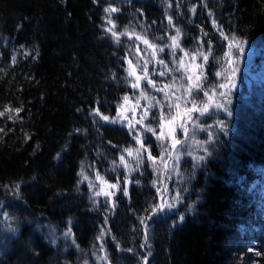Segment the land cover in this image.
Returning a JSON list of instances; mask_svg holds the SVG:
<instances>
[{"label": "trees", "instance_id": "16d2710c", "mask_svg": "<svg viewBox=\"0 0 264 264\" xmlns=\"http://www.w3.org/2000/svg\"><path fill=\"white\" fill-rule=\"evenodd\" d=\"M109 6L119 9L110 17L114 30L147 38L155 55L135 36L117 43L107 31ZM213 20L262 60L264 0H0V264H264V78L255 84L260 90L231 102L230 115L212 105L192 121L185 115L193 99L199 107L208 102L204 91L219 93L216 73L228 65V41ZM209 47L207 63L192 61ZM129 59L138 76L147 61L155 88L147 79L132 87ZM201 71L203 91L189 96L187 77ZM96 109L127 119L110 123ZM145 109L148 118L137 123ZM177 114L182 143L172 148L157 135L167 137L159 125ZM180 123L191 127L187 136ZM136 135L146 147L139 159ZM97 173L129 195L107 189L115 195L95 196L103 186ZM162 202L175 207L157 211Z\"/></svg>", "mask_w": 264, "mask_h": 264}, {"label": "snow or ice", "instance_id": "6c2138e0", "mask_svg": "<svg viewBox=\"0 0 264 264\" xmlns=\"http://www.w3.org/2000/svg\"><path fill=\"white\" fill-rule=\"evenodd\" d=\"M169 7H171V4L168 5ZM119 9L118 8H115V7H112V6H109L108 8L105 9V12L109 13V16L107 17L108 19V23L110 25H112V27L108 28L107 31L110 32L112 34V36L114 38H116V41L117 43H119V36H122V35H128L129 38H132L133 36H135L136 39H139V40H142V42L147 45L148 47L152 48L154 51H153V55L156 54V49H157V45L155 44H151L149 42V40L145 37H142L140 34H137L135 32H132V33H129L127 29H125L124 32L122 33H117L114 29L116 27L115 23L112 21V19L110 18L111 17V13H114V12H118ZM192 12L195 13V8L192 9ZM211 15V13H210ZM168 23L171 24L172 23V18L171 17H168ZM213 23V26L216 27L217 31L220 33V36L222 37L223 40L225 41H228V49H229V52H228V57H231V55L233 54V48H235L236 50L242 52L243 51V48L241 47V44L243 43L242 41H240L236 36L232 35H228V34H225V32L223 31L222 27L219 26L217 24V22L215 20L212 21ZM182 33L180 31L179 28L176 29V35L171 37V40H172V44L169 45V47H171L173 49V51H175V49L177 48H180V37H181ZM205 36L208 35V33H204ZM203 43V41L201 42ZM209 45H211V41L209 40L208 41ZM159 51H163V48H159L158 49ZM137 51H139V48H137ZM189 55L188 52H185L184 53V56L187 57ZM212 55V51H211V47H209V51L207 53H205L203 50H197L191 57L192 61H195L197 57H202L203 58V62L204 63H207L209 61V57ZM13 61H15V57H13ZM180 66L181 68L184 67V60L183 58L180 59ZM159 63L160 64H165V62L163 60H159ZM146 64H147V61H145V67L143 68V76H138L136 75V67H138V65L134 66L132 64V61L129 59L128 60V65H129V68H128V75L129 76H135L136 78V82L132 84V87L133 88H139L140 87V81L142 79H147L148 80V84L155 88L156 87V84L154 81H152L149 77H148V69L146 67ZM165 67H167V65H165ZM194 68H200V69H203V64H200V65H193ZM166 73L165 72H160V75L163 76L165 75ZM224 73L223 72H218L216 73L217 76H222ZM193 75L195 76V79H193ZM193 75H190L188 76V80L192 81V83L188 86L187 88V92H188V95L191 96L193 91H203V85L201 83V79L203 77V71H201L198 75L195 74V72L193 73ZM165 87H168L167 85ZM221 88H225V87H228L227 84H221L220 85ZM160 91H163V89H158ZM214 91V90H213ZM204 96H206L208 98V102L207 103H203V106L202 107H199L196 103V101L193 99L191 101V107L190 108H187L186 109V117H187V120L189 121H192L193 120V116H192V113H196V112H199L200 115H204L206 113L209 112V109L212 105V103H214L213 101V97L211 95H209V93L207 91H204ZM141 97H143L144 99H148L147 97V94L144 93V92H141ZM129 97L126 95L123 97V100L125 102H128L129 101ZM121 109H123L124 105H120L119 106ZM153 107V105L150 103L149 104V108ZM176 107L178 108L179 105H176ZM215 107L217 108H222L223 105L222 104H215ZM17 113H19V111H21V109H16L15 110ZM96 114L100 115L102 117V119L104 121H107V122H110V123H117V122H123V120H126L127 117L126 116H122V114L120 112L117 113V116L116 117H113V118H110L109 116H106V115H103L102 113L99 112V109H96ZM149 111L148 109H145L144 110V115L142 116L141 120L140 121H137V123H143V121L145 119L148 118L149 116ZM0 115H3V113H0ZM178 116L179 114L177 115H172V116H167V120H168V123H171L172 121L178 119ZM11 118V117H10ZM166 118V114H162L160 117H159V120H165ZM179 118H183V117H179ZM165 125L164 124H160L159 127L163 128ZM128 127H129V131L130 133L135 130V125L134 124H131L129 123L128 124ZM179 128H181L183 130V133L185 136L188 135V127L185 123H180L178 125ZM199 127H201V129L203 130L204 126L203 125H199ZM0 131H3L2 129H0ZM146 131L148 132H152L153 135H156V129L151 127L150 125L146 127ZM138 143H140V148L138 149H135V154L137 156V159L140 158V155H141V152L142 150H146V147L143 143V141L141 140L140 136L139 135H136L133 137ZM171 139V146L172 148H175L177 145L181 144L182 141L180 139H178L175 135V129L174 128H170L169 129V132L167 134V137H166V134L161 131L159 133V135H157V139L158 140H165V139ZM209 139H211V135L209 136ZM197 143H208V141H204V142H199L197 141ZM125 152H127V154L129 156H132L133 155V150L132 149H125L124 150ZM165 151H167V149H165ZM205 152L208 151L207 148L204 149ZM191 153H189L190 155ZM148 157L149 159H151L154 163H155V160H156V157H153L151 155V152L148 153ZM161 160H163V157H160ZM178 159V157H177ZM204 157L203 156H199L197 157V160L198 161H201L203 160ZM120 160H121V163L126 167L128 168L129 165L127 163V161H125V158L124 156L122 155L120 157ZM115 163V162H113ZM165 167H167V164H165ZM130 170H134V169H130ZM85 180H88L89 177L83 172V169L80 173ZM96 179L99 180L101 182V185H103L102 187L99 188L98 191H95L94 192V195L95 196H105V197H112L115 195V192H112V191H108L107 189H116L117 191H122L123 192V195L125 196H128L129 193H128V190L127 188L125 187L124 189H120L119 188V183H116V184H109L106 180H104V178L99 174L97 173L96 175ZM126 183H131V181H128L127 178H126ZM136 183H139V181H136ZM157 184L156 181H153V185L155 186ZM89 186L90 187H93L95 188L96 185L93 184L91 181L89 182ZM19 190V186L17 185V191ZM157 193H162L163 191H167V188L165 186L164 189H161L160 187H157ZM177 202L179 201L180 199V193L177 192L176 193V197L174 198ZM161 200L163 201V196H161ZM115 205L113 204V207ZM173 208L175 207V204L174 203H164L162 202L161 204H159L158 206H156V210L159 211L160 209L162 208ZM151 217H149L148 219H150ZM179 219L182 221L184 219L183 216L179 217ZM141 224H144L145 225V229H147V225L145 223V220L142 218L141 219ZM12 231H15L14 229H11ZM71 233V229H69L68 233H65V236H68L70 235ZM104 233L103 231L101 232V236H103ZM145 239H147V237H145ZM78 247V246H77ZM128 251H131V249H129ZM104 259H107V257H104ZM145 264H147V261H145Z\"/></svg>", "mask_w": 264, "mask_h": 264}, {"label": "rangeland", "instance_id": "374dc122", "mask_svg": "<svg viewBox=\"0 0 264 264\" xmlns=\"http://www.w3.org/2000/svg\"><path fill=\"white\" fill-rule=\"evenodd\" d=\"M241 47L243 48L242 52L233 48L232 51L236 52L231 57H226L228 65L223 72L220 85L227 84L228 87L220 88L219 93L213 96L214 103H212V107L215 111L221 112V115L231 114L229 108L232 101H242L255 88L260 90V87L255 84L262 83L261 80L264 78V57L258 61V49L244 43L241 44ZM215 104H222L223 107L217 108ZM163 123L165 125L164 130L169 132L170 128H174L175 133L177 132L173 121L171 123L167 121ZM189 130H191V127H189Z\"/></svg>", "mask_w": 264, "mask_h": 264}]
</instances>
